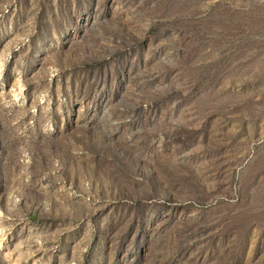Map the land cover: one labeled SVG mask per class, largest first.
I'll return each instance as SVG.
<instances>
[{
  "label": "rangeland",
  "instance_id": "rangeland-1",
  "mask_svg": "<svg viewBox=\"0 0 264 264\" xmlns=\"http://www.w3.org/2000/svg\"><path fill=\"white\" fill-rule=\"evenodd\" d=\"M0 264H264V0H0Z\"/></svg>",
  "mask_w": 264,
  "mask_h": 264
}]
</instances>
